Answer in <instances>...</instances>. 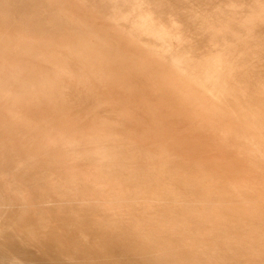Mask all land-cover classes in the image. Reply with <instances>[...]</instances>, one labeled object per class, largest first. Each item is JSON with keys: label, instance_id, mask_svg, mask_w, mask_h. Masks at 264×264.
Here are the masks:
<instances>
[{"label": "bare ground", "instance_id": "1", "mask_svg": "<svg viewBox=\"0 0 264 264\" xmlns=\"http://www.w3.org/2000/svg\"><path fill=\"white\" fill-rule=\"evenodd\" d=\"M0 264H264V0H0Z\"/></svg>", "mask_w": 264, "mask_h": 264}]
</instances>
